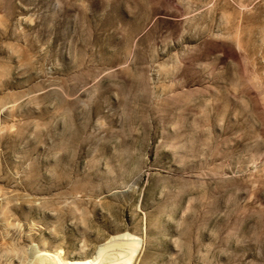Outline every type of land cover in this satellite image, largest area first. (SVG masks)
Returning a JSON list of instances; mask_svg holds the SVG:
<instances>
[{
  "label": "rangeland",
  "instance_id": "374dc122",
  "mask_svg": "<svg viewBox=\"0 0 264 264\" xmlns=\"http://www.w3.org/2000/svg\"><path fill=\"white\" fill-rule=\"evenodd\" d=\"M4 212L69 260L85 221L137 264H264V0H0Z\"/></svg>",
  "mask_w": 264,
  "mask_h": 264
},
{
  "label": "bare ground",
  "instance_id": "6f19581e",
  "mask_svg": "<svg viewBox=\"0 0 264 264\" xmlns=\"http://www.w3.org/2000/svg\"><path fill=\"white\" fill-rule=\"evenodd\" d=\"M10 216L8 212H4L1 217L0 264H137V241L139 238L135 239L126 234L121 235L123 229L117 225H112L113 227L106 230L103 236L94 237L93 239L90 237L91 235L87 234L88 227L82 219L86 241L84 247L89 245L88 241H92L96 247L93 251L84 250L79 252L75 254L78 258L69 260L67 251H63L65 245L62 243L56 244L58 241L57 234H54L52 243L46 240L40 242L32 232L30 233L32 228L27 231L26 226H23L20 222L19 224L15 223L16 220L10 219ZM109 234L120 235L108 239L107 235Z\"/></svg>",
  "mask_w": 264,
  "mask_h": 264
}]
</instances>
